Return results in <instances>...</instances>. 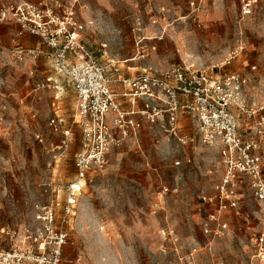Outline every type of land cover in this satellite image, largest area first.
<instances>
[{"label":"rangeland","instance_id":"374dc122","mask_svg":"<svg viewBox=\"0 0 264 264\" xmlns=\"http://www.w3.org/2000/svg\"><path fill=\"white\" fill-rule=\"evenodd\" d=\"M251 1L248 14L243 0L0 5L44 2L61 14L71 11L81 41L111 79L112 65L124 77L178 64L241 75L244 105L262 109L251 116L237 107L231 111L243 140L259 142L252 153L259 156L264 180V0ZM6 23L0 22V231H36L38 206L49 202L52 189L62 201L65 186L76 181V93L45 57L47 47L39 45L35 61L16 62L11 51L21 42ZM46 78L61 88L59 99L46 87L35 88ZM54 116L70 131L67 148L48 124ZM179 127L190 138L183 147L167 140L160 121L142 122L110 152L101 171L86 174L63 247L74 264H264V200L250 177L237 171L226 178L228 164L218 148L201 143L193 118L181 116ZM0 245L8 246L1 234Z\"/></svg>","mask_w":264,"mask_h":264},{"label":"built area","instance_id":"2783aa9c","mask_svg":"<svg viewBox=\"0 0 264 264\" xmlns=\"http://www.w3.org/2000/svg\"><path fill=\"white\" fill-rule=\"evenodd\" d=\"M251 5V0H243L242 12L248 14ZM0 22L15 23L18 36H36L48 48L45 57L56 73L74 87L80 134L74 156L76 181L65 186L62 201L59 190L52 189L49 202L38 206L36 231L28 227L1 229L0 234L8 246L0 245V264H59L63 247L69 240L66 227L75 215L77 196L86 174L101 171L107 165L110 152L126 137L135 135L142 122L156 124L160 121L167 140L183 147L190 138L180 131L179 119L183 115L190 116L201 143L218 148L224 157L228 164L226 178H233L237 171L245 173L250 177L255 195L264 200L260 159L252 153L259 142L243 140L238 120L231 111V107H237L251 116L262 109L244 105L246 80L241 75L218 76L184 64L160 72L147 68L137 76L119 80L124 87L121 96L127 98L129 104L123 108L111 88L112 79L81 41V26L73 19L71 11L61 14L44 2L5 3L0 5ZM41 53L37 48L20 46L11 51L18 63L26 59L35 61ZM113 70L119 69L113 66ZM44 87L54 91L55 99L62 95L50 78L35 85L36 89ZM48 124L54 132L64 136L61 145L67 148L69 129L63 130L56 116L50 118ZM259 125L262 135L264 116L260 117ZM59 210L61 213L57 215Z\"/></svg>","mask_w":264,"mask_h":264},{"label":"crops","instance_id":"0c3cea01","mask_svg":"<svg viewBox=\"0 0 264 264\" xmlns=\"http://www.w3.org/2000/svg\"><path fill=\"white\" fill-rule=\"evenodd\" d=\"M5 28L8 29L11 32H15L16 37L20 40L21 44L20 45H16L15 47L20 46V47H23V48H37L38 49L39 45L41 44V48L42 49H44V50L47 49L46 46H44L43 43L40 41V39L38 37H36V36L28 35V34H24V35L18 36L17 35V29H18V27H17V25L15 23H11V22L10 23H6V27ZM113 66H115V65H112V70H113ZM118 69L120 70V67H118ZM119 70L117 72H115L113 70V76H112L113 79H112V83H111V88L114 91L115 88H118L120 86V88H121L120 92L119 93H116L115 91L114 92L117 94V96H118L117 99L121 103V105L123 106V108H127L129 106L128 100H127V98H124V97L121 96V93L124 91V87L119 82V80L120 79H125V78H132L134 76H132V77H124V76H121L120 73H118ZM53 83L56 85L55 81H53ZM52 92H53V96H54V91H52ZM55 100H57V99H55ZM69 256L70 255L67 252V250H64V252H63V258H62V260H61V262L59 264H74L72 262V260L69 258Z\"/></svg>","mask_w":264,"mask_h":264}]
</instances>
